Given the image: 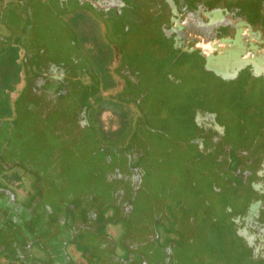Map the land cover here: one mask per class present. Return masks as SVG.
<instances>
[{"label": "rangeland", "instance_id": "rangeland-1", "mask_svg": "<svg viewBox=\"0 0 264 264\" xmlns=\"http://www.w3.org/2000/svg\"><path fill=\"white\" fill-rule=\"evenodd\" d=\"M41 1L0 15L5 264H264V57L238 70L175 48L168 14L190 0H123L102 43L78 39L99 26L73 0ZM207 2L219 19L255 5ZM49 62L70 68L56 96ZM124 107L148 166L125 150Z\"/></svg>", "mask_w": 264, "mask_h": 264}, {"label": "flooded vegetation", "instance_id": "flooded-vegetation-1", "mask_svg": "<svg viewBox=\"0 0 264 264\" xmlns=\"http://www.w3.org/2000/svg\"><path fill=\"white\" fill-rule=\"evenodd\" d=\"M8 0H0V15H9L10 12H13V8L7 6ZM37 1V3H36ZM40 0H27V6L40 5L38 2ZM48 0H42L41 2L47 3ZM64 1V0H61ZM67 1V0H66ZM74 1V12H84L92 16L87 17V21L92 19L97 23L98 26L100 22L104 24L105 14H118L120 8L123 7V0H73ZM190 6L180 5L178 12L173 11L169 13V23L167 25V34L173 42L175 48L177 46L183 47L185 50L194 51L200 54L205 61L208 57L217 54L219 59L226 58L230 62L238 61L240 62V68H253L257 65V62L264 57V41L260 44L261 40L258 39L252 27L258 28L264 31V4L256 3L254 7L245 8L239 4V6L234 5L232 8H227L226 6L221 5V10L216 9L221 12V17L214 18L213 15L205 14L202 10L205 8H212L213 3L205 4V0H190ZM240 2L246 0H239ZM243 2V3H244ZM204 7V8H203ZM212 17V18H211ZM93 26V25H92ZM232 29L230 32L229 29ZM178 40V43H176ZM213 41L219 43L221 46H216L212 44L208 45ZM49 62L46 64L47 77L50 85L48 88L54 90L56 96V91L58 93L62 92L64 85L60 81V77L63 79V73H68L70 68L64 64L57 62ZM209 64V63H208ZM213 69V68H212ZM69 74V73H68ZM65 75V74H64ZM261 76H254L258 78ZM56 84H53L54 82ZM49 88V89H50ZM64 92V91H63ZM139 137L136 140L138 141ZM144 144V143H143ZM137 146V145H136ZM140 159L143 160L145 166H148L147 160L145 157V151L148 147L144 144L137 146ZM140 149V150H139ZM136 152V151H134ZM135 160V157L130 160ZM141 161L135 164H129V169H138L142 166ZM129 204V201L128 203ZM124 207V205H123ZM124 210H126L124 208ZM156 211V210H155ZM156 214V213H155ZM0 264H5L3 258H0Z\"/></svg>", "mask_w": 264, "mask_h": 264}, {"label": "trees", "instance_id": "trees-1", "mask_svg": "<svg viewBox=\"0 0 264 264\" xmlns=\"http://www.w3.org/2000/svg\"><path fill=\"white\" fill-rule=\"evenodd\" d=\"M69 13L73 12V13H76L72 10H69L68 11ZM81 14V17L80 19L78 18L77 20H79V22L81 23H85L87 22V17H92L89 13L88 15L87 14H84V12H80ZM76 18V17H75ZM99 23V28L97 27V31L95 29V27H82V32L80 34H78V39L80 40V38L82 40V42H95V41H99L100 43L104 42L105 41V38H108V33L110 34V31H112V27L110 26L109 27V30L107 27V25H103L101 24L100 22ZM93 31V33H92ZM91 32V33H90ZM98 33V34H97ZM98 64H102L101 62H98ZM110 77V76H108ZM118 83V84H117ZM114 84L115 86H122L123 89H124V84L121 85V83L117 82V81H114ZM127 86H129L127 84ZM121 89L120 92H123L124 90ZM105 110V109H104ZM101 112V111H100ZM114 113H117L116 111H113ZM143 115V118L145 116V118H147V116L145 114H142ZM120 118L118 116V119H117V123L119 122ZM131 116H130V111L128 112L127 108L124 107V145H126V152H133V151H137L138 147L136 146V140H134V136H132V133H131V130H132V124H131ZM118 129V126L115 127V129ZM140 150V149H139Z\"/></svg>", "mask_w": 264, "mask_h": 264}, {"label": "water", "instance_id": "water-1", "mask_svg": "<svg viewBox=\"0 0 264 264\" xmlns=\"http://www.w3.org/2000/svg\"><path fill=\"white\" fill-rule=\"evenodd\" d=\"M212 44L216 45L217 47H218V46H221L219 43H217V42H215V41H213L212 43H210V44H208V45L211 46Z\"/></svg>", "mask_w": 264, "mask_h": 264}]
</instances>
